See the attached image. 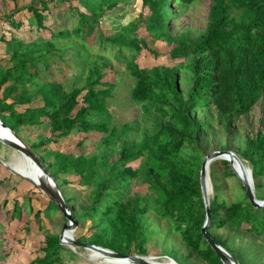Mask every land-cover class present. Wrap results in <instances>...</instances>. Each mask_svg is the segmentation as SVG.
<instances>
[{
  "label": "trees",
  "instance_id": "16d2710c",
  "mask_svg": "<svg viewBox=\"0 0 264 264\" xmlns=\"http://www.w3.org/2000/svg\"><path fill=\"white\" fill-rule=\"evenodd\" d=\"M79 1L85 2L87 10L76 12V22L70 29L46 28L43 21L50 12V0L29 1L26 9L34 21L29 26L36 32L47 29L48 38H17L10 29H20L23 23L13 20L8 10L3 12L10 37L5 39L2 34L0 40L5 43L10 65L0 68V120L16 134L20 126L45 123L49 136L32 143L31 147L37 150L73 129L108 132L98 152L74 155L45 148L44 154L37 156L59 189L69 182L67 175L78 176L77 182L89 188L84 206L78 211L71 209L70 213L78 226L88 221L91 233L74 239L122 255H145V244L153 234L148 232L144 216L152 211L159 218L168 219L188 249L186 258L196 254L202 264H222L200 231L205 218L199 184L205 155L203 135L213 121L229 131L237 118L250 111L259 98L264 99V0H210L205 27L201 31L185 28L175 35L169 32V20L195 0H141L149 10L143 18L146 34L141 36L130 22L107 35L98 27L106 10L122 0ZM169 1L175 6L173 13L168 9ZM149 37L152 41L162 38L173 43L169 55L182 61L140 67L137 60L142 51L155 55ZM95 38L99 51L124 59L135 79L131 99L140 104L143 112L154 116L149 132L141 130L130 141L121 140L115 147L117 130L109 129L103 117L104 102L110 96V85L101 80L107 56L98 53L97 59H88L83 83L74 85L68 93L55 81H38L41 71L50 67L56 57L60 58L67 49L83 55L90 49L85 45ZM34 97L40 99L35 106L30 105ZM23 104L27 105L17 111L16 105ZM7 120H12L13 125L9 126ZM132 129L128 124L120 127L123 135ZM219 148L230 147L223 144ZM238 152V158L249 164L255 197L262 199L264 130L244 134ZM113 154L117 156L111 159ZM48 156H52L51 161ZM133 161L137 163L135 167L130 164ZM219 170L225 177L235 176L227 160L216 159L209 164V174ZM136 177L148 182L151 196L128 194L127 186ZM235 179L238 193L230 201L213 187L207 233L239 264H248L238 249L213 231L225 226L237 231L244 228L246 233L264 240V208L253 207L240 180ZM62 195L67 205L69 197ZM47 206L57 209L50 200ZM15 213L19 216L20 206L14 201L11 219ZM62 248L57 233L45 235L34 263L60 264Z\"/></svg>",
  "mask_w": 264,
  "mask_h": 264
},
{
  "label": "rangeland",
  "instance_id": "374dc122",
  "mask_svg": "<svg viewBox=\"0 0 264 264\" xmlns=\"http://www.w3.org/2000/svg\"><path fill=\"white\" fill-rule=\"evenodd\" d=\"M14 1L16 5H14ZM0 0V36L3 34L5 39L10 37L9 24L2 19L8 10L12 14L13 20L21 21L23 26L20 29H10L16 34V37L27 41L34 36L49 37L47 29L36 32L29 26L34 21L30 18V12L26 9L30 0ZM170 2V1H169ZM210 0H195L186 6L181 12L174 13L173 18L169 20V32L175 35L177 32L188 28L193 31H201L206 24ZM50 12L46 15L43 23L46 28H55L63 26L70 29L74 26L77 11H86L85 2L79 0H50L48 3ZM16 9V10H15ZM18 9V10H17ZM170 12H175V6L172 2L168 4ZM14 11V12H13ZM149 14L148 7L143 5L141 0H122L99 18L98 27L107 35L117 30V27L128 22L134 23L138 36L145 35L143 18ZM1 41V40H0ZM149 46L155 50V55L146 50L142 51L138 57L140 67L150 68L154 65H171L182 59H172L169 55L170 48L174 45L167 40L156 38L152 41L149 37ZM90 49L79 55L77 50L67 49L62 53L60 58L55 61L46 70L41 71L38 81L52 80L62 86L64 93L70 92L74 85H81L84 76L87 73L88 59H97L98 54L107 56L106 64L101 68L103 75L102 81L110 85V96L105 99L103 114L104 119L108 122L109 129L116 128L117 133L114 137V147L119 146L121 140L135 137L141 130L149 132L152 126V113H145L141 110L140 104L131 99V90L135 79L128 72L124 59H116L113 54L107 51L98 50L99 44L97 38L91 39L88 45ZM3 48L0 47V56L4 54ZM87 59V61L85 60ZM10 65L8 55L0 57V68ZM4 69V68H3ZM99 86V85H98ZM184 87V84L181 83ZM100 88L105 87L100 85ZM20 89V86H19ZM40 99L34 97L30 105H37ZM27 104L16 105V110L21 111ZM9 126L13 125L12 120H7ZM128 124L133 127L123 135L120 127ZM138 125V128L136 126ZM257 129L264 130V99L259 98L250 111L237 118L230 128L225 130L213 121L208 129L204 131L203 146L205 155L211 151L221 149L220 145L227 144L232 152H238L240 140L244 134L255 133ZM13 131V130H12ZM19 138L28 146L36 156L40 157L46 151L57 150L65 153L77 155L79 153L92 154L101 149V141L106 138L108 132H82L73 129L66 136H60L55 141L44 144L42 150L31 147L32 143L37 142L42 137L49 136V128L43 123L42 125H23L17 131ZM128 134V135H127ZM1 143V142H0ZM0 149L1 161L13 167L20 156V152L4 145ZM4 147V148H3ZM113 154L111 157H116ZM48 161L52 156H48ZM243 165L249 168L245 160H241ZM233 163V161H231ZM130 164L135 167L136 161ZM246 169V168H245ZM209 181L208 197L211 199L214 195V186L220 196H224L227 201L234 199L237 195L236 177H225L219 170L216 174H207ZM69 181L61 185L64 196L69 197L67 203L69 211L73 209L78 211L85 204V198L88 187L77 182L78 176L67 175ZM239 179V178H238ZM128 194L138 193L139 196L152 195L148 182L144 177H136L130 181L127 186ZM264 199V188L263 197ZM4 200L6 201L4 203ZM14 201L20 206L19 216L10 218L9 214ZM47 196L42 193L37 186L28 179L17 174L11 173L6 167L0 164V264H35L34 258L36 251L43 246L44 236L57 233L61 227L66 224V219L62 213L55 208H49ZM38 215H34L35 212ZM147 230L153 236L145 244V256L151 257L155 262L167 263L178 261L179 264H202L196 254L186 258L188 249L181 243L179 235L170 227L168 219H161L152 211L145 216ZM214 233L222 240H226L242 254V259L248 264H264V240L254 235L248 234L241 228L239 231L233 230L227 226L213 229ZM73 237L77 235L88 236L91 233L89 222H84L82 226H76L72 232ZM63 246L60 256V264H118L105 258L108 256H95L89 249L84 247H74L70 244H61ZM163 251L172 252L167 256ZM175 258V259H174ZM182 260V261H181ZM129 264V263H126ZM172 264V263H171Z\"/></svg>",
  "mask_w": 264,
  "mask_h": 264
},
{
  "label": "water",
  "instance_id": "95a60500",
  "mask_svg": "<svg viewBox=\"0 0 264 264\" xmlns=\"http://www.w3.org/2000/svg\"><path fill=\"white\" fill-rule=\"evenodd\" d=\"M0 128L6 130L7 132L6 134L0 135V141L5 145L17 150L22 155L30 157L39 169L40 179L38 180V182H34V180H32L31 178L17 173V170H15L14 167L7 165L1 160L0 163L4 167H6L11 173L17 174L33 182L37 186V188L47 196L48 200H50L55 205V207L62 213L63 217L66 219V224L61 227V230L59 232L60 244H70L74 247H84L89 250H95L101 252L106 256L122 260V262L125 260V263L129 264H177L175 261H173V259H170L172 262L156 263L151 259V257L145 255H139L134 253L122 255L110 249L74 239L72 232L77 226V221L71 215L68 206L64 201L63 195L57 187L55 179L46 170L45 166L43 165V163H41L36 154L28 146H26V144L19 138V136L14 131H12L7 125H5L1 120ZM233 158L237 161L240 169L244 170L246 168L248 172V178H246V180H244L237 173V170L231 162V159ZM216 159H224L229 162L234 173L238 175L245 195L253 207L264 208V199H257L255 197L250 168L245 167L242 161L234 152L227 149H218L204 155L199 169V184L202 195V201L205 208V218L200 231L208 245L211 247V249L219 256L222 264H239L235 257H233L223 246H221L207 233V228L209 226L210 221V208L208 192L205 188V180L206 175L209 174V164ZM65 232H69V234L66 235Z\"/></svg>",
  "mask_w": 264,
  "mask_h": 264
},
{
  "label": "bare ground",
  "instance_id": "6f19581e",
  "mask_svg": "<svg viewBox=\"0 0 264 264\" xmlns=\"http://www.w3.org/2000/svg\"><path fill=\"white\" fill-rule=\"evenodd\" d=\"M6 133H7L6 130L0 128V135L6 134ZM231 161H233V165H234L235 169L237 170V173L244 180H246V178H248L247 170L246 169H244V170L240 169L237 161L234 158L231 159ZM13 167H14L15 170H17V173L31 178L32 180H34V182H38V180L40 179L39 169L37 168V166L35 165L33 160L30 157H28V156H24V155H22L20 153V156L17 158V162L15 164H13ZM205 188H206L207 192H209V188L210 187H209L208 177H206V180H205ZM65 234L68 235L69 232H65ZM90 251L95 256H98V257H102L104 255L101 252H98V251H95V250H90ZM104 256H106V255H104ZM108 257H110V256H108ZM105 259L113 261V262L118 263V264H126L125 260L122 262V260L116 259L114 257H111V259H109V258H105ZM156 263H159V262H156Z\"/></svg>",
  "mask_w": 264,
  "mask_h": 264
},
{
  "label": "crops",
  "instance_id": "0c3cea01",
  "mask_svg": "<svg viewBox=\"0 0 264 264\" xmlns=\"http://www.w3.org/2000/svg\"><path fill=\"white\" fill-rule=\"evenodd\" d=\"M0 47H2L3 48V52H4V54L3 55H1L0 57H3V56H7L6 55V53H5V43L3 42V41H0ZM1 92V91H0ZM1 142V141H0ZM2 143V142H1ZM0 143V148H1V146H2V144ZM4 144V143H3ZM5 145V144H4ZM7 146V145H6ZM4 148V147H3ZM1 151H4V150H2V149H0V157H2L3 158V156H2V153H1ZM1 160V159H0ZM1 164V163H0Z\"/></svg>",
  "mask_w": 264,
  "mask_h": 264
}]
</instances>
